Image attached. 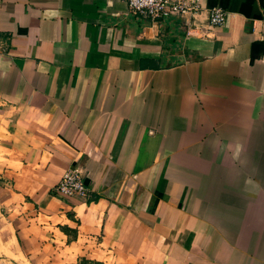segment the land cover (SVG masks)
<instances>
[{"label": "crops", "instance_id": "1", "mask_svg": "<svg viewBox=\"0 0 264 264\" xmlns=\"http://www.w3.org/2000/svg\"><path fill=\"white\" fill-rule=\"evenodd\" d=\"M199 5L0 0L1 257L264 264V0Z\"/></svg>", "mask_w": 264, "mask_h": 264}, {"label": "built area", "instance_id": "2", "mask_svg": "<svg viewBox=\"0 0 264 264\" xmlns=\"http://www.w3.org/2000/svg\"><path fill=\"white\" fill-rule=\"evenodd\" d=\"M128 12L134 16L146 17L150 20L166 18H189L197 15L201 8L199 0H127ZM226 12L219 8H211L207 12L206 22L209 27H221L225 24ZM264 29V21H254L255 28ZM55 192L64 198H85L88 190L76 170L64 172L55 186Z\"/></svg>", "mask_w": 264, "mask_h": 264}, {"label": "rangeland", "instance_id": "3", "mask_svg": "<svg viewBox=\"0 0 264 264\" xmlns=\"http://www.w3.org/2000/svg\"><path fill=\"white\" fill-rule=\"evenodd\" d=\"M0 243H2L1 239H0ZM15 256H16V259L10 262V261H7V259H4L3 257H1L0 255V263L2 262L1 264H20L21 262H23V259L20 255L15 254Z\"/></svg>", "mask_w": 264, "mask_h": 264}, {"label": "bare ground", "instance_id": "4", "mask_svg": "<svg viewBox=\"0 0 264 264\" xmlns=\"http://www.w3.org/2000/svg\"><path fill=\"white\" fill-rule=\"evenodd\" d=\"M1 264V263H0Z\"/></svg>", "mask_w": 264, "mask_h": 264}]
</instances>
